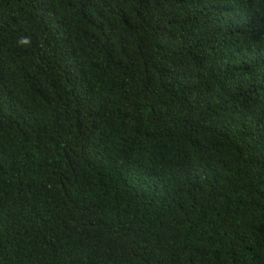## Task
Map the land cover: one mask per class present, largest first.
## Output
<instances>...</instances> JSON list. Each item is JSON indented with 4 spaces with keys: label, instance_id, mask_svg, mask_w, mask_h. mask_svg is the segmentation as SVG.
Listing matches in <instances>:
<instances>
[{
    "label": "trees",
    "instance_id": "16d2710c",
    "mask_svg": "<svg viewBox=\"0 0 264 264\" xmlns=\"http://www.w3.org/2000/svg\"><path fill=\"white\" fill-rule=\"evenodd\" d=\"M0 264H264V0H0Z\"/></svg>",
    "mask_w": 264,
    "mask_h": 264
}]
</instances>
